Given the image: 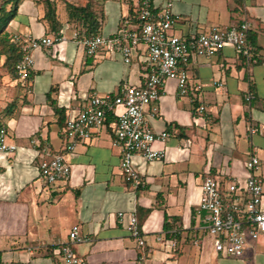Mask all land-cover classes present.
Masks as SVG:
<instances>
[{
	"label": "crops",
	"instance_id": "crops-1",
	"mask_svg": "<svg viewBox=\"0 0 264 264\" xmlns=\"http://www.w3.org/2000/svg\"><path fill=\"white\" fill-rule=\"evenodd\" d=\"M53 1L62 23L58 31L67 39L34 51L28 80L12 72L0 53V127L7 129V143L17 145L15 151H0V264H54L55 248L68 241L74 225L89 237L76 245L87 264H264V234L242 256H231L214 248L195 215L204 178L230 176L244 183L252 155L260 159L264 187V0H170L180 16L174 28L180 35L248 20L255 48L249 62L232 45L211 57L193 54L186 95L179 94L176 78L165 80L156 114L150 115V106L147 115L155 131L170 137L153 144L163 157L133 156L139 186L121 173V150L113 142L116 117L76 142L67 154L69 177L50 185L40 178V162L67 151L63 118L76 115L93 93L143 85L148 73L146 45L135 49L129 63L115 49L87 55L75 38L76 32L84 34L68 21L65 1L89 0ZM93 1L101 35L114 34L125 19L136 23L134 0ZM166 1L153 4L160 9ZM46 11L44 0H21L6 32L11 38L55 34ZM120 211L136 212L145 245L119 221ZM165 236L176 238V245L159 240Z\"/></svg>",
	"mask_w": 264,
	"mask_h": 264
},
{
	"label": "built area",
	"instance_id": "built-area-1",
	"mask_svg": "<svg viewBox=\"0 0 264 264\" xmlns=\"http://www.w3.org/2000/svg\"><path fill=\"white\" fill-rule=\"evenodd\" d=\"M136 23L125 19L124 26L112 35H80L75 38L85 47L87 55H96L103 48L117 50L125 62L132 60L135 49L145 44L148 71L143 85H124L116 94H91L86 105L74 116L67 119L64 127L65 136L70 143L67 151H58L40 162V178L46 184H54L69 177L71 165L67 154L72 152L78 140L88 139L93 129L106 125L108 115L116 117L114 144L121 150L120 169L126 181L135 186L141 184V178L133 163L134 155H141L152 161L163 157L164 151L155 149L156 141H166L168 131H155L149 121L150 115L157 112L156 102L163 94V84L168 78H176L180 95H186L190 89L189 65L193 54L211 57L228 45H232L249 62L254 48L248 42L250 22L244 20L230 27H215L209 31L192 34H176L173 30L180 22V16L173 11V2L166 1L160 9L153 0H134ZM63 31L52 35L34 37L30 34H14L12 41L19 47L20 58L15 71L22 80H28L35 65L34 51L49 48L59 41L66 40ZM253 94L248 93L247 100ZM155 104V106H153ZM122 107L119 111L118 108ZM205 106L200 107L203 111ZM256 132V128H252ZM6 127H0V151H15L17 145L8 144ZM47 151V150H46ZM247 175L244 183L233 177L221 179L207 175L202 183V195L196 205L198 229L205 230L213 237L217 251L231 256H242L244 251L264 234V187L258 175L260 159L252 155L246 162ZM118 219L130 232L138 245H145V238L140 231L135 211L118 213ZM166 238L175 246L173 236ZM89 241L83 235L81 226L74 225L69 232L68 241L55 248L57 259L54 264H87L76 251V245ZM201 239H196L199 244ZM1 258V251H0Z\"/></svg>",
	"mask_w": 264,
	"mask_h": 264
},
{
	"label": "trees",
	"instance_id": "trees-1",
	"mask_svg": "<svg viewBox=\"0 0 264 264\" xmlns=\"http://www.w3.org/2000/svg\"><path fill=\"white\" fill-rule=\"evenodd\" d=\"M20 2L21 0H0V53L7 56L5 65L12 72H14L15 65L20 58V51L18 45L12 41L10 34L6 32V27L16 16ZM44 2L47 7L45 14L47 21L51 24L53 31L60 30L62 23L58 18L56 2L53 0H44ZM65 8L69 18L68 21L82 34H100L102 21L99 19V13L95 9V2L93 0H89L85 5H77L75 3L65 1ZM131 17L133 19H137V13L134 12ZM248 42L252 45L254 43L250 35H248ZM113 119H115L113 114L108 115L106 123L109 124V122ZM66 122V118H63L64 127Z\"/></svg>",
	"mask_w": 264,
	"mask_h": 264
},
{
	"label": "rangeland",
	"instance_id": "rangeland-1",
	"mask_svg": "<svg viewBox=\"0 0 264 264\" xmlns=\"http://www.w3.org/2000/svg\"><path fill=\"white\" fill-rule=\"evenodd\" d=\"M173 31H174L176 34H179V33H180V32H178V30H173ZM140 45H145V44L141 43ZM140 45H139V46H140ZM113 127L115 128V125H114ZM102 128L104 129L105 126H103ZM59 181H60V180H59ZM57 182H58V181H57ZM68 234H69V233H68Z\"/></svg>",
	"mask_w": 264,
	"mask_h": 264
}]
</instances>
